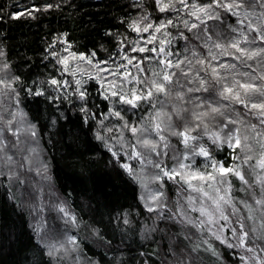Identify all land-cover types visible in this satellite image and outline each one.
Returning a JSON list of instances; mask_svg holds the SVG:
<instances>
[{"label":"snow or ice","instance_id":"1","mask_svg":"<svg viewBox=\"0 0 264 264\" xmlns=\"http://www.w3.org/2000/svg\"><path fill=\"white\" fill-rule=\"evenodd\" d=\"M63 2H17L0 8V22L38 21ZM131 7L136 14L120 21L125 31L106 33L115 50L100 45L107 59L95 48L73 50L67 32L55 35L44 59L59 75L39 83L18 73L0 31V187L22 207L15 191H28L33 169L51 179L41 128L24 103L31 96L53 104L59 116L51 117V132L60 118L69 120L60 108L67 101L82 114L69 122L88 138L86 151L103 156L130 190L127 207L110 211L104 229L88 225L104 257L117 231L119 245L140 237L139 258L96 259L71 231L84 221L69 205L53 206L59 231L49 227L43 202L30 204L31 264H203L207 252L222 264H264V0H133ZM221 246L238 259L228 261Z\"/></svg>","mask_w":264,"mask_h":264},{"label":"trees","instance_id":"2","mask_svg":"<svg viewBox=\"0 0 264 264\" xmlns=\"http://www.w3.org/2000/svg\"><path fill=\"white\" fill-rule=\"evenodd\" d=\"M17 2L25 3L27 0H0V8H5V11L14 10L12 6ZM37 2L43 3L44 0H37ZM51 2L61 3V0H51ZM137 2L151 4L152 0H137ZM132 3L133 0H65L60 9L50 10L38 21L21 18L10 20L8 23L0 22V31L7 33L10 56L18 73L29 82L35 80L39 83L49 75H59L52 64L44 59L48 43L57 34L67 32L68 39L75 42L73 50L88 52L95 48L101 57L107 59V54L100 48V45L103 44L110 50H115V39L106 33L111 31L115 34L125 31V26L120 21L121 18L136 14V10L131 7ZM215 23L208 21L209 25ZM179 44L183 46L184 41L181 39ZM172 48L174 50L177 48L175 40ZM115 59L119 60V57ZM223 59L230 60L231 58L224 57ZM148 63L145 61V64ZM132 71L135 73V68H132ZM68 79L71 80V77L68 76ZM90 91L91 95L97 99L100 108L103 109L102 97L98 96L95 87ZM24 108L31 119L38 121V127L41 128L43 136L40 144L44 150L42 158L49 162L48 175L51 179H44L43 173L37 175L43 178L45 186H48L49 195L45 193L37 206L43 202L47 211L42 214L48 218L49 227L59 226V231L63 230V221L60 220L53 207L63 201L78 217L83 218L84 223L78 232L75 228H71V231L77 233L84 241L88 255H94L96 259L103 257L105 260L112 259L113 255L125 261L132 255L139 258V245L136 243L140 239L138 232L131 240H126L125 245H119L120 234L117 231L112 252L104 257V247L96 240L88 227V225L95 224L104 229L110 211L115 210L119 205L127 207L130 195L126 198L125 194L130 193V190L115 176L111 168L104 166L103 156H90L86 151L88 138L78 135L72 123L69 122L76 121L77 117L82 114L73 111L65 101L60 108L65 111L69 120L60 118L57 127L49 132L51 117L59 116V112L51 102L44 97L29 96L25 99ZM133 119H136V116H133ZM50 136L51 144L48 143ZM172 143L177 144L176 138H172ZM179 146L183 147V145ZM234 183L239 185L235 178ZM168 187L169 195L175 198L176 186L168 182ZM15 195L18 201H22V207H15L14 202L0 187V264H31L33 252L29 247V237L34 234L32 228L29 227L32 223L29 208L24 203V197H29V195L23 189L15 191ZM236 195L243 196L244 193L236 192ZM32 214L36 215V212L33 211ZM145 247L149 252L153 250L150 245H145ZM220 250L228 261L238 259V255L232 254L233 250L225 249L223 246ZM122 252L123 256H121ZM45 259L47 260V257ZM65 264H68L67 259ZM203 264H222V262L207 252L203 253Z\"/></svg>","mask_w":264,"mask_h":264},{"label":"rangeland","instance_id":"3","mask_svg":"<svg viewBox=\"0 0 264 264\" xmlns=\"http://www.w3.org/2000/svg\"><path fill=\"white\" fill-rule=\"evenodd\" d=\"M29 178L31 181L30 187L28 188L27 194L29 197L25 196V204L29 208L30 204L38 205L39 200H41V196L38 192V189H43V195H49L48 186H45L43 178H39L36 173L35 169H33L32 173H29ZM47 185V184H46ZM26 195V194H25ZM43 197V196H42Z\"/></svg>","mask_w":264,"mask_h":264}]
</instances>
